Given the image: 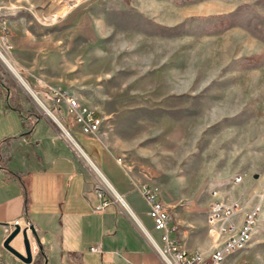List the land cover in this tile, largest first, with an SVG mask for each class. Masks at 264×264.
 I'll return each instance as SVG.
<instances>
[{"label":"rangeland","instance_id":"1","mask_svg":"<svg viewBox=\"0 0 264 264\" xmlns=\"http://www.w3.org/2000/svg\"><path fill=\"white\" fill-rule=\"evenodd\" d=\"M0 49L19 72L0 57L14 102L75 139L52 90L93 108L98 136L185 216L260 201L247 247L229 254L264 264V0H0Z\"/></svg>","mask_w":264,"mask_h":264},{"label":"crops","instance_id":"2","mask_svg":"<svg viewBox=\"0 0 264 264\" xmlns=\"http://www.w3.org/2000/svg\"><path fill=\"white\" fill-rule=\"evenodd\" d=\"M19 54L16 50L13 58L20 61ZM3 88L0 81V264H27L4 246L16 219L23 227L28 221L35 226L47 257L45 263L39 256L42 264H162L153 242H161L162 231L155 227L137 188L142 183L157 187L168 206L176 226L172 236L188 251L210 253L215 241L208 221L210 207L208 213L185 216L184 208L170 202L154 178L120 163L103 137L83 133L64 115L81 151L55 119L30 108L24 99L14 102L12 92ZM101 174L118 198L108 190L110 204L96 212L97 189L105 181ZM241 219L242 214L235 217L238 224ZM96 243L102 252L90 250ZM12 244L24 252L19 239ZM231 250L220 264L243 263L244 254H229Z\"/></svg>","mask_w":264,"mask_h":264},{"label":"built area","instance_id":"3","mask_svg":"<svg viewBox=\"0 0 264 264\" xmlns=\"http://www.w3.org/2000/svg\"><path fill=\"white\" fill-rule=\"evenodd\" d=\"M52 96L55 104L65 106V115L72 122L78 124L83 133L91 136L107 133L103 129L104 118L93 108L82 104L76 97L60 90H52ZM118 161L123 163L122 158H118ZM241 180L242 176L236 178L238 182ZM107 185L103 181V184L97 189L100 201L94 208L96 212L105 211L111 202V198L108 197L107 192L109 189L112 190V188ZM137 188L149 206V214L154 220L155 227L162 231L161 242L153 240L162 257V264H220L221 252H224V249L229 245L242 244V249L247 247L245 245V234L252 227L253 219L257 216V208L260 201H254L249 198H239L231 201L214 200L210 206L208 221L215 241L210 253L206 255L203 251H188L176 237L172 236V233L176 230V226L171 223L170 210L159 197L157 187L149 183H142ZM112 191L114 192V190ZM117 198L118 196L116 195ZM238 214H242L239 224L235 220ZM11 224L13 229L17 224L23 227L20 219L14 220ZM90 250L102 252V247L99 243H96L90 246Z\"/></svg>","mask_w":264,"mask_h":264},{"label":"water","instance_id":"4","mask_svg":"<svg viewBox=\"0 0 264 264\" xmlns=\"http://www.w3.org/2000/svg\"><path fill=\"white\" fill-rule=\"evenodd\" d=\"M17 75L21 79V81H23L22 76L20 74ZM28 88L32 91L30 87ZM47 112L50 113L54 117L55 121L62 126V123L55 118V116L51 113L50 110L47 109ZM29 232H31V234L35 239L36 257L39 256L45 257V263H46L47 257L45 255L44 246L41 243V239L35 229V226L30 221H28V224L24 227H21V225L19 224L15 225L14 229L10 232V234L7 236V238L4 241L5 248L10 252H12L14 255H16L23 262L27 264H32L37 258H35L34 256V252H33L34 246L30 238ZM16 239H19L22 242L24 247V252L20 251L17 247H15L12 244V242Z\"/></svg>","mask_w":264,"mask_h":264},{"label":"bare ground","instance_id":"5","mask_svg":"<svg viewBox=\"0 0 264 264\" xmlns=\"http://www.w3.org/2000/svg\"><path fill=\"white\" fill-rule=\"evenodd\" d=\"M75 1H78V0H75ZM0 53L2 54V56H0L2 59H3V61L5 60L6 61V63L8 64V66L11 68V70H14V71H16V73H19L18 72V70H17V68L12 64V62H11V60L5 55V54H3V52L1 51V49H0ZM23 79V78H22ZM23 82L25 83V81H24V79H23ZM26 84V83H25ZM27 87H29L28 85H26ZM29 89V88H28ZM32 92V94H34V96L36 97V95H35V93L33 92V90L31 91ZM63 127V126H62ZM64 128V127H63ZM64 130L66 131V133L70 136V133L66 130V128H64ZM71 138H72V135L70 136ZM73 139V142L76 144V146L78 147V148H80L81 149V147H80V145L74 140V138H72ZM81 151H82V149H81ZM101 176H102V178L105 180V182L108 184V186L111 188V185L109 184V182L105 179V177L101 174ZM121 199V198H120ZM256 224H257V220H256V218L254 217V219H253V223H252V227L250 228V229H248V232H247V234H245V245H247L248 244V242L250 241V239L252 238V234H253V231H254V229H255V227H256ZM21 244V243H20ZM230 249H242V244H235V245H229L228 247H226V249H224V252H221V256H220V263H222L223 261H224V259H225V254H226V252L228 251V250H230Z\"/></svg>","mask_w":264,"mask_h":264},{"label":"trees","instance_id":"6","mask_svg":"<svg viewBox=\"0 0 264 264\" xmlns=\"http://www.w3.org/2000/svg\"><path fill=\"white\" fill-rule=\"evenodd\" d=\"M60 108H61V107L58 106V109H60ZM17 109H18V110H21V109H19V108H17ZM57 113H58V116H59V117L61 118V120L63 121V123H64V124L68 127V129L70 130L66 118H65L64 116H61L60 113H59V111H57ZM79 141H80V143H82L81 140H79ZM34 264H42V262H41V258H40V257L37 258V259L34 261Z\"/></svg>","mask_w":264,"mask_h":264}]
</instances>
